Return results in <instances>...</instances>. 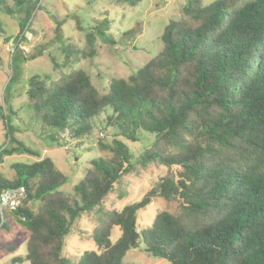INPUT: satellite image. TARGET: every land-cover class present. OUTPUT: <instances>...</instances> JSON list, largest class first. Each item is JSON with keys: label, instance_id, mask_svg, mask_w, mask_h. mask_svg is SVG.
<instances>
[{"label": "trees", "instance_id": "16d2710c", "mask_svg": "<svg viewBox=\"0 0 264 264\" xmlns=\"http://www.w3.org/2000/svg\"><path fill=\"white\" fill-rule=\"evenodd\" d=\"M141 1L117 0L130 6ZM41 2L0 0V13L13 15V3L28 15L15 52L21 51L29 16ZM184 10L186 20H171L165 28L157 57L127 80L111 78L106 94L97 91L83 70L28 80V104L44 129L54 134L67 130L70 139L81 143L105 116L104 128L116 135L99 141V150L111 156L91 160L74 196L60 191L69 179L50 158L14 164L16 179L0 173V194L19 187L27 194L12 211L30 232L27 253L11 264H72L65 254L67 239L83 232L79 224L86 218L97 223L93 237L99 251L84 252L78 264H124L132 248V220L157 198L178 202L182 212L160 211L140 232L148 256L171 264H264V0L209 5L189 0ZM110 26L107 18L96 22L81 57L96 56L98 40L113 43ZM63 51L62 68H70V48ZM53 62L57 71L61 66ZM0 120L10 143L0 148V165L5 157L36 156L14 137L5 113L0 112ZM143 132L154 141L135 160L118 137L137 142ZM54 134L52 140L57 139ZM149 165L167 173L142 200L96 217L98 207L126 177ZM4 225L0 216V228ZM114 227L122 235L112 244Z\"/></svg>", "mask_w": 264, "mask_h": 264}, {"label": "rangeland", "instance_id": "374dc122", "mask_svg": "<svg viewBox=\"0 0 264 264\" xmlns=\"http://www.w3.org/2000/svg\"><path fill=\"white\" fill-rule=\"evenodd\" d=\"M188 1L143 0L137 6H130L118 4L117 0H42L30 14L29 35L23 38L19 46L21 51L16 52V40L22 20L28 15L25 8L18 9L13 3V15L1 12L0 25L4 32H0V57L3 60L0 64V112L5 113L10 120L14 137L32 149L36 156L22 154L5 157L4 163L0 165V173L8 179H16L14 164H32L50 158L56 169L69 179L60 191L74 196V187L91 168V160L111 156L100 151L98 144L100 140L111 141L116 131L104 128L105 116H102L90 139L81 143L73 139H61L59 132L54 134V131L44 129L29 107L26 93L28 80L33 75L44 74L62 78L72 71L83 70L90 76L97 91L101 95L106 94L111 78L127 80L157 57L162 48L161 36L169 22L188 18L184 10ZM200 1L209 5L216 0ZM106 18L111 23L109 35L113 43L104 44L98 40L97 55L87 59L81 57L79 52L87 49L86 35L98 20ZM6 39L10 41L6 42ZM66 47L70 48V58L73 61L70 68H62L66 59L63 49ZM54 60L61 66L57 71H54ZM53 134L56 135V140L51 139ZM139 136L137 142L118 137L129 147L135 160L154 141V136L145 132ZM9 145L6 123L0 120V148ZM166 173V168L149 165L146 169H141L138 175L126 177L104 204L98 207L96 217L99 218L108 211L120 212L126 206L139 202ZM33 208L35 209L34 206ZM160 211H169L175 215L182 212L178 202L157 198L137 215V232L140 234L144 228L150 227ZM4 224L0 228V246L14 247V250L0 247V264H11L13 259H24L26 256L30 232L12 211L5 212ZM96 226L95 220L83 219L79 224L83 232L68 237L65 254L72 264H78L86 251H99L93 237ZM121 235L122 231L114 227L112 244ZM142 246L138 249L131 248L123 263L171 264L167 260L148 256Z\"/></svg>", "mask_w": 264, "mask_h": 264}, {"label": "built area", "instance_id": "2783aa9c", "mask_svg": "<svg viewBox=\"0 0 264 264\" xmlns=\"http://www.w3.org/2000/svg\"><path fill=\"white\" fill-rule=\"evenodd\" d=\"M28 35V30H26L23 37H27ZM59 134L61 136V139L67 138V141L70 140L69 132L67 130L59 131ZM26 197L27 194L24 187L7 189L0 194V216L2 219V223H4L5 212L17 210L26 199ZM21 220H24V218H21Z\"/></svg>", "mask_w": 264, "mask_h": 264}, {"label": "water", "instance_id": "95a60500", "mask_svg": "<svg viewBox=\"0 0 264 264\" xmlns=\"http://www.w3.org/2000/svg\"><path fill=\"white\" fill-rule=\"evenodd\" d=\"M136 222H137V217H134L132 220V238H131V246L133 249L140 248L143 243L141 239V235L136 230Z\"/></svg>", "mask_w": 264, "mask_h": 264}]
</instances>
